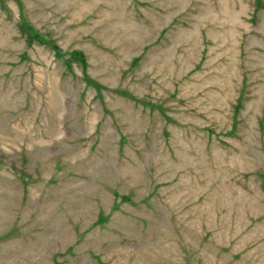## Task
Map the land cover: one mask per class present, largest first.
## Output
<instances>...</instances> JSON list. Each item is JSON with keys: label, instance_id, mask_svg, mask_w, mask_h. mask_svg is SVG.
I'll return each mask as SVG.
<instances>
[{"label": "rangeland", "instance_id": "rangeland-1", "mask_svg": "<svg viewBox=\"0 0 264 264\" xmlns=\"http://www.w3.org/2000/svg\"><path fill=\"white\" fill-rule=\"evenodd\" d=\"M0 264H264V0H0Z\"/></svg>", "mask_w": 264, "mask_h": 264}, {"label": "trees", "instance_id": "trees-1", "mask_svg": "<svg viewBox=\"0 0 264 264\" xmlns=\"http://www.w3.org/2000/svg\"><path fill=\"white\" fill-rule=\"evenodd\" d=\"M28 37L30 38V41H31L32 39L33 40L38 39L40 36H38V34H36V33L30 34V31H29ZM53 46L57 49L56 45H53ZM71 60L79 62L83 66V69H86L87 60H86V57H85L83 52H80V53L75 52L74 54L71 55Z\"/></svg>", "mask_w": 264, "mask_h": 264}]
</instances>
